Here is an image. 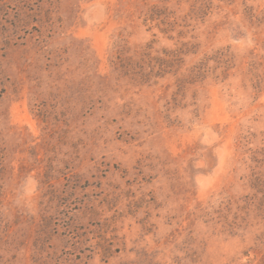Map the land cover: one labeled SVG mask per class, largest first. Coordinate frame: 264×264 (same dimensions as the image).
Listing matches in <instances>:
<instances>
[{
  "label": "rangeland",
  "instance_id": "obj_1",
  "mask_svg": "<svg viewBox=\"0 0 264 264\" xmlns=\"http://www.w3.org/2000/svg\"><path fill=\"white\" fill-rule=\"evenodd\" d=\"M0 264H264V0H0Z\"/></svg>",
  "mask_w": 264,
  "mask_h": 264
},
{
  "label": "trees",
  "instance_id": "obj_2",
  "mask_svg": "<svg viewBox=\"0 0 264 264\" xmlns=\"http://www.w3.org/2000/svg\"><path fill=\"white\" fill-rule=\"evenodd\" d=\"M150 19H152V20H153V17H151Z\"/></svg>",
  "mask_w": 264,
  "mask_h": 264
}]
</instances>
